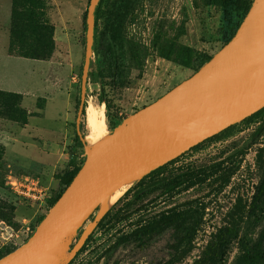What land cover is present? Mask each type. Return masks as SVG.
<instances>
[{
	"label": "rangeland",
	"instance_id": "374dc122",
	"mask_svg": "<svg viewBox=\"0 0 264 264\" xmlns=\"http://www.w3.org/2000/svg\"><path fill=\"white\" fill-rule=\"evenodd\" d=\"M25 1L18 0V5L26 8ZM40 1L34 4L33 10L37 16L41 15L46 26L52 28V53L45 61L20 57L21 46L10 37L12 0H0V88L17 90L0 91L20 95L18 109L31 110L36 116L50 98H55L57 111L67 103L72 105V130L63 145V155L48 163L53 180L46 186L47 195L54 197L70 160V169L77 167L91 151L85 140L84 148L78 143L71 147L89 31L87 24L83 27V21L91 0ZM131 1L122 33L125 86L123 89L114 86L105 75L96 80L92 76L88 78L84 114H81L79 124L83 137L88 133L85 114L89 104L98 111L103 110L109 136L127 117L192 76L206 64L207 58L212 60L224 49L237 47L235 37L248 16L244 17L245 11L250 10L256 0H234L227 7L221 0ZM98 2L95 0V5ZM94 7L86 23L93 24V45L95 43L101 50L103 22L98 21L95 27ZM21 34L27 53L48 46V33L30 36L23 27ZM100 61L97 52L92 51L89 72L94 74ZM179 62H187L189 66L184 67ZM13 104V101L9 103L10 106ZM22 116L19 112V117ZM19 127L23 125L7 116L6 106L0 98V258L21 246L50 209L49 196H45L44 204L41 202L42 207H38L32 205L36 203L19 200L9 186L12 178L28 177L24 170H30L26 166L30 159L14 153L11 147ZM172 162L147 179L122 187L119 199L100 221L95 222V212L82 227L70 234V244L65 242L67 250L58 264H194L204 253L215 248L217 233L228 225L229 213L238 202L245 207L243 216L237 217L239 236L214 264H243L242 256L247 250H251V255L259 252L258 256L263 260L257 264H264V204L252 205L263 177L264 109L234 125L219 139L191 149ZM34 165L31 169L33 178L42 180V168H34ZM232 172L229 182L224 183L226 175ZM183 173L193 178L189 177L186 184L171 193L164 192L161 181ZM195 176L200 182L187 188ZM150 183L156 184L151 186ZM140 189L137 199L134 193ZM172 210H191L199 223L191 251L180 262L169 256V246L173 243L171 229L120 243L135 229ZM90 224H93L92 228L87 230L86 225ZM19 226L23 235L18 242L5 244L9 227L16 229ZM87 232L88 238L74 253L73 249ZM256 246L260 249H253Z\"/></svg>",
	"mask_w": 264,
	"mask_h": 264
},
{
	"label": "water",
	"instance_id": "95a60500",
	"mask_svg": "<svg viewBox=\"0 0 264 264\" xmlns=\"http://www.w3.org/2000/svg\"><path fill=\"white\" fill-rule=\"evenodd\" d=\"M94 5L95 0H91L87 18ZM86 24L89 31L76 116L79 135L93 46V24ZM216 57L159 99L127 117L102 144L86 154L76 176L31 236L0 258V264H48L66 241L70 244V234L82 227L111 194L263 110L264 71L222 91L209 93L202 87L219 72L264 59V48L239 59ZM102 216L97 215L95 222ZM88 235L89 232L73 249L74 253Z\"/></svg>",
	"mask_w": 264,
	"mask_h": 264
},
{
	"label": "trees",
	"instance_id": "16d2710c",
	"mask_svg": "<svg viewBox=\"0 0 264 264\" xmlns=\"http://www.w3.org/2000/svg\"><path fill=\"white\" fill-rule=\"evenodd\" d=\"M40 3V0H27L25 1L27 7L23 8V6L18 5V0H12V14H11V31L10 37L13 42L20 44V57L32 60H48L49 56L52 53V49L50 44L52 43V28L46 26L42 22L41 15L37 16L35 11L33 10V6L35 3ZM222 5L227 7L230 4H233L234 0H221ZM131 0H99L98 4L95 7V27H97V22H103V29L100 33L101 40H102V47L101 50L96 48L94 43L92 47L93 52H97L98 57L101 58V61L98 63V67L96 72L92 74L91 72L88 73V78L93 77L95 80L97 78H102L105 75L106 79L110 80L114 86L123 89L125 86L124 83V70H123V46H122V33L125 19L131 9L132 6ZM249 9L245 11L244 17L247 16L249 13ZM86 19L87 13L84 16L83 27L86 26ZM244 19V18H243ZM242 22V21H241ZM239 23L237 29L241 24ZM25 27L30 36H41L42 33H48L49 40L47 41L48 46L31 50L28 53L25 52V48H23V36L21 34V28ZM236 33V32H235ZM236 35V34H234ZM233 35V36H234ZM233 38V37H232ZM228 45V44H226ZM85 53V48H84ZM166 60L169 57L165 58ZM211 59L207 58L204 63L209 62ZM179 65L184 67H188L189 64L187 62H179ZM80 91L81 88L79 87V96L77 98V111L80 104ZM103 92V88L101 89V94ZM0 98L2 99V104L6 106L7 116H9L13 121L18 124L25 125L28 119L27 111L21 109L19 110L17 107V103L21 101L20 95L11 94V93H4L0 91ZM13 101L15 104L13 106L9 105V103ZM19 112L23 114L22 117H19ZM261 112V111H260ZM82 115L84 114V108L82 110ZM258 114V113H257ZM256 115V114H255ZM234 126L228 128L227 130L223 131L222 133L206 140L202 144L196 146L193 149H196L203 145L206 142H212L219 139L225 133L233 129ZM81 127L79 125V133L77 130L75 131L74 137V144L78 143L80 147L84 148L85 143L83 142L82 138L83 135L81 134ZM73 144V145H74ZM174 162V161H173ZM172 162V163H173ZM71 160L68 163V168L70 169ZM82 164L79 166L72 167L70 170L67 168V171L64 175H62L60 179L59 189L56 195L48 200L49 207L51 208L55 202L60 198L64 190L69 186L73 178L76 176L78 171L80 170ZM162 168L156 170L160 171ZM155 172L149 174L148 176L144 177L143 179H147L149 176L153 175ZM232 173H228L224 179V183H228L230 178L232 177ZM190 176L188 173H183L181 175H177L172 179H165L161 181L163 184L166 193H171L183 186L189 180ZM200 179L195 176L193 182H190L187 185V188L198 184L197 182ZM156 183H150L151 186H154ZM141 190H137L134 193V197L139 199V195L141 194ZM257 204H264V166H263V177L260 183V186L256 192V195L253 198L252 205ZM245 207L242 206L241 202H238L233 210L229 213V223L226 227L220 229L217 233V241L216 246L211 252H206L202 255L200 260L196 261L194 264H214L217 260H219L224 254L226 249L230 246V244L235 241L239 236V223L240 221L237 219L239 216L242 217L244 213ZM43 219V218H42ZM41 219V220H42ZM199 223L194 219V215H192L191 210L185 211H176L172 210L168 213L162 214L158 217L157 220L147 223L137 229H135L131 235L126 236L125 238L120 241V243H126L131 240H137V238L150 236L154 233H160L164 229H171L172 230V241L173 243L169 246V256L174 260L180 262L182 259L187 256V254L191 251L192 242L195 238L196 231L198 229ZM253 249H260L259 246ZM252 249V250H253ZM9 254V253H7ZM259 252H253L251 255V250H247L244 252L242 256L243 264H257L258 262L262 261L263 258L258 256ZM4 257V256H3ZM2 258V257H1Z\"/></svg>",
	"mask_w": 264,
	"mask_h": 264
},
{
	"label": "bare ground",
	"instance_id": "6f19581e",
	"mask_svg": "<svg viewBox=\"0 0 264 264\" xmlns=\"http://www.w3.org/2000/svg\"><path fill=\"white\" fill-rule=\"evenodd\" d=\"M256 35L258 39H256ZM252 37L255 38L252 40ZM235 38L236 42L234 44H236L237 47L233 46V48L224 49L217 55V59H239L243 58L245 54L264 48V0H256L254 2ZM262 71H264V59L250 62L247 65L231 71L219 72L217 75L204 82L202 90L209 93L222 91ZM102 111H98L92 104L86 107L85 116L88 133L85 135L84 140L91 150L97 148L108 138L105 117ZM120 189L101 203L98 207L99 210L97 209L96 211V215H104L105 212L114 206L120 197ZM92 225L93 224L86 225L87 230H91ZM66 250L67 248L62 245L48 264H58L61 256L66 253Z\"/></svg>",
	"mask_w": 264,
	"mask_h": 264
},
{
	"label": "crops",
	"instance_id": "0c3cea01",
	"mask_svg": "<svg viewBox=\"0 0 264 264\" xmlns=\"http://www.w3.org/2000/svg\"><path fill=\"white\" fill-rule=\"evenodd\" d=\"M0 90L9 92L17 91L13 88H6L3 86H1ZM54 99L55 98L47 99L44 108L40 111V115L36 116L33 111H27L29 115L27 122L23 127H19L15 143L11 145L14 153L23 154V156L30 159V162L26 165L30 170H24L27 171L26 174L28 177L34 176L31 172L33 171L31 169H33L32 167L34 164V168H42V180L39 181L46 192V196H49L47 195L48 187L46 186H49L53 180V174L50 173L51 169L48 167V163L49 161L54 162L60 155H63V145L66 144L68 136L71 134V122L73 120L72 105L67 103L66 107H63L61 111H57L54 105ZM36 117L40 118V120L42 119V121L35 120ZM73 144L74 140L72 141L71 147ZM45 165H47V167H45ZM51 198L53 197L50 195L48 200ZM32 205L42 207L41 202ZM21 229V226L16 229L9 227L6 231L7 240L5 244L15 245L18 242L17 239L21 238L23 235Z\"/></svg>",
	"mask_w": 264,
	"mask_h": 264
},
{
	"label": "built area",
	"instance_id": "2783aa9c",
	"mask_svg": "<svg viewBox=\"0 0 264 264\" xmlns=\"http://www.w3.org/2000/svg\"><path fill=\"white\" fill-rule=\"evenodd\" d=\"M9 186L19 200L31 203L42 202L44 204L46 192L40 181L33 177L12 178Z\"/></svg>",
	"mask_w": 264,
	"mask_h": 264
}]
</instances>
